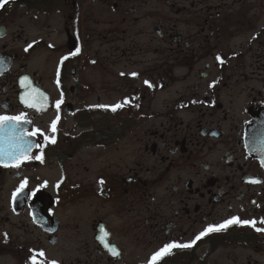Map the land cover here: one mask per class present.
<instances>
[{
  "label": "flooded vegetation",
  "instance_id": "1",
  "mask_svg": "<svg viewBox=\"0 0 264 264\" xmlns=\"http://www.w3.org/2000/svg\"><path fill=\"white\" fill-rule=\"evenodd\" d=\"M55 12L61 44L29 28ZM21 114L0 124V254L264 264V0H9L0 116ZM232 218L255 226L196 239Z\"/></svg>",
  "mask_w": 264,
  "mask_h": 264
},
{
  "label": "snow or ice",
  "instance_id": "2",
  "mask_svg": "<svg viewBox=\"0 0 264 264\" xmlns=\"http://www.w3.org/2000/svg\"><path fill=\"white\" fill-rule=\"evenodd\" d=\"M9 2V0H0V8H3L5 4H7ZM79 51V50H77ZM75 54V53H73ZM67 57H65L66 59ZM133 75H136L135 73H133ZM24 80H27V77L24 78ZM22 83L24 82L23 80L21 81ZM145 83H148L147 81ZM59 101L57 102V107H59ZM98 107H108L105 105H99ZM122 107L121 104H117L115 106H112V110L115 111L117 108ZM23 118V114H21L20 116H16V117H9V116H0V124H4L10 120H20ZM58 119V118H57ZM53 131H55V122L53 123ZM37 132H39V129H37ZM36 133L34 132L33 135H35ZM53 143H55V140H52ZM37 159H41V157H36ZM15 166H19V164H16ZM27 181H24V184H26ZM101 183H103V181H101ZM24 185L21 186V188H23ZM18 191H20V189H18ZM252 224L253 226H255V221H240L239 218H232L228 221H225L223 224L221 225H212L209 226L208 229L205 230V232H202L199 236H197V240L200 239L201 236L207 234L208 232H213V231H220L222 229L227 228L229 225L231 224ZM258 231L260 230H264V229H257ZM107 235V233H105V236ZM102 242L105 243L106 247L110 248V251L112 252L113 255H119L117 249L115 248V246H110L104 237H101ZM195 241L189 243V244H185V245H177L175 243H171L166 245L163 249H161L159 252L155 253L154 256L152 257V261L155 262L158 258H161L162 256L168 254L170 252V250L174 247H190L192 244H194ZM39 255L41 257L44 256V253L41 251L39 253ZM33 264H36V256L34 255L32 258ZM51 264H56L55 261L51 262Z\"/></svg>",
  "mask_w": 264,
  "mask_h": 264
},
{
  "label": "rangeland",
  "instance_id": "3",
  "mask_svg": "<svg viewBox=\"0 0 264 264\" xmlns=\"http://www.w3.org/2000/svg\"><path fill=\"white\" fill-rule=\"evenodd\" d=\"M169 9H170V7L165 6V11H166L167 15L173 16V13H170ZM22 14L25 15V13H23V12H22ZM38 15L40 17L39 18L40 20L37 19V20H39V22L33 21V20L30 21V19L28 17L24 18V20L27 19L30 21V23H29L30 31H33V32L40 31L39 29L42 28L46 33L49 34V37L55 42V44H61L62 42H64V36L62 35V33L53 32V28H59L60 29V27H61V21H62L61 20V13L55 12L49 16H45L44 13H38ZM45 19H47L46 22H43V20H45ZM50 26L52 27V29L48 28ZM147 30H152V23L149 22L147 24ZM144 39H145V41H147L146 38H144ZM60 54H61L60 50L53 52L54 57H57V55H60ZM164 95L168 96V97L170 95H172V87L167 89L165 91ZM54 170H55V175H57V169H54ZM31 237L32 236H30V234H27V238H31ZM22 238H25V237L23 236ZM9 250H10V248H9ZM235 252H238V251H235ZM0 264H21V263H19L15 260L13 253H11V254L3 253V255L0 254ZM22 264H28V263L23 262Z\"/></svg>",
  "mask_w": 264,
  "mask_h": 264
}]
</instances>
